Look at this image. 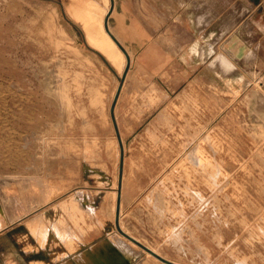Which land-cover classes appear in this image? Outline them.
<instances>
[{
    "label": "rangeland",
    "instance_id": "374dc122",
    "mask_svg": "<svg viewBox=\"0 0 264 264\" xmlns=\"http://www.w3.org/2000/svg\"><path fill=\"white\" fill-rule=\"evenodd\" d=\"M114 5L0 0V264H76L90 242L104 264H167L150 248L184 264H264L257 36L241 49L232 35L208 62L151 75L115 39ZM8 176L42 178L48 198L12 221L2 188L21 187Z\"/></svg>",
    "mask_w": 264,
    "mask_h": 264
},
{
    "label": "crops",
    "instance_id": "0c3cea01",
    "mask_svg": "<svg viewBox=\"0 0 264 264\" xmlns=\"http://www.w3.org/2000/svg\"><path fill=\"white\" fill-rule=\"evenodd\" d=\"M111 19L113 33L129 52L132 62L151 75L162 74L175 64L186 68L202 58L208 62L215 54L217 44L233 39L232 35L239 36L241 49L250 47L246 35L257 36L255 48L248 50L252 53L250 58L255 56L259 61L260 51L264 52V0H115ZM169 36H175V46ZM196 42H200L202 55L192 52ZM260 66H264V60ZM108 238L121 248L127 246L122 237ZM131 242L137 244L134 240ZM88 245L84 252H79L80 259L75 260L76 264L107 262L108 258L99 255V245L94 242ZM69 247L74 253L75 248ZM65 253L64 257H67ZM55 256L59 257L60 253L56 252ZM33 264L48 263L35 260ZM59 264L66 263L61 261Z\"/></svg>",
    "mask_w": 264,
    "mask_h": 264
},
{
    "label": "bare ground",
    "instance_id": "6f19581e",
    "mask_svg": "<svg viewBox=\"0 0 264 264\" xmlns=\"http://www.w3.org/2000/svg\"><path fill=\"white\" fill-rule=\"evenodd\" d=\"M104 17V16H103ZM201 17V16H200ZM201 22V21H200ZM199 24V23H198ZM103 36V35H102ZM107 37V36H106ZM113 39V38H112ZM111 39V40H112ZM210 47V46H209ZM75 49V48H74ZM209 49V48H208ZM105 50V49H104ZM207 51H209V50H207ZM211 48H210V53H211ZM192 52L194 53V54H198V55H202V52H201V46H200V42H196L195 44H193V47H192ZM208 54H209V52H207ZM203 54H204V52H203ZM252 54V53H251ZM204 56V55H203ZM247 56H248V54H247ZM249 56H250V53H249ZM217 58L216 59H220L221 60V64H223V65H221V66H223V68H224V66H226L228 69L229 68H232L233 67V64L228 60V59H225L224 57H222V56H220L219 54H218V56H216ZM202 58V57H201ZM247 58V57H246ZM121 59V58H120ZM217 63H219V61L217 62ZM122 65H126V59L124 58V60L122 61ZM220 65V64H219ZM225 71V70H224ZM58 77V76H57ZM247 79V78H246ZM60 81V80H59ZM104 82V81H103ZM249 83V82H248ZM152 89V88H151ZM159 92V91H158ZM148 93V92H147ZM263 95H264V93H263ZM263 95H261V97L260 98H258L259 99V101H260V103H261V105H262V107H264V96ZM66 96V95H65ZM157 96H158V94H157ZM160 96H162V95H160ZM149 97V96H148ZM185 97V96H184ZM152 98V97H151ZM150 98V101L152 100ZM157 98V97H156ZM160 98V97H159ZM158 98V99H159ZM67 99V98H66ZM155 99V98H154ZM70 100V99H69ZM154 101V100H153ZM69 102V101H68ZM155 102H156V100H155ZM259 103V104H260ZM260 107V106H259ZM184 108V107H183ZM259 109V108H258ZM182 111V110H181ZM162 112V111H161ZM260 112V111H259ZM166 113V112H165ZM165 113H159L160 114V116H162L163 114H165ZM264 113V112H263ZM159 114H158V116H159ZM254 115V114H253ZM257 115V114H256ZM157 116V117H158ZM264 116V115H263ZM262 116V117H263ZM259 117V116H258ZM160 118V117H159ZM257 118V117H256ZM161 119V118H160ZM263 119H264V117H263ZM65 130V129H64ZM156 130V129H155ZM150 135V134H149ZM154 135H156V134H153V136ZM190 135V134H189ZM153 138V137H152ZM211 138V137H210ZM214 141H212V143H213ZM213 145V144H212ZM210 146V145H209ZM213 147H215L214 145H213ZM199 154H201V150L198 148V152H197V155L196 156H194V158H195V160L197 161V163L200 165V167L201 166H203L204 167V169L207 171V172H209V170H208V163H209V161H203V160H201V157H200V155ZM118 155V154H117ZM211 162V164L213 165V166H215V164H214V162H212V160L210 161ZM118 163V162H117ZM119 168V167H118ZM117 168V169H118ZM53 176V175H52ZM80 177V176H79ZM5 178V177H4ZM25 178H26V180H25ZM1 180H3V178L1 179ZM4 181H14V182H17L16 184H19L20 185V187H21V192L19 193H10L9 191H7L6 189H4V188H2V192H3V198H5L6 199V201L7 202H12V204L14 205V208L12 209V212H11V215H10V218L12 219V221L13 220H17V219H21V218H23V217H25L27 214H29L34 208H35V203L36 204H41V202H43L46 198H48V194L50 193V188H49V186L43 181V179L42 178H40V177H20V176H16V177H14L13 178V176H8V177H6L5 178V180ZM111 182V181H110ZM223 185V184H222ZM222 187V186H221ZM18 188H19V186H18ZM166 188V187H165ZM20 191V190H19ZM160 191V190H159ZM176 191V190H175ZM84 193V191L82 190V189H80V190H78V194H79V196L81 197H84V195L82 194V193ZM77 193V192H76ZM81 193V194H80ZM165 194V193H164ZM157 195V194H156ZM51 196V195H50ZM73 196V195H72ZM86 196V195H85ZM90 196V195H89ZM88 196V199L90 200V202H91V204H94V200H92L93 198H91V197H89ZM81 197V198H82ZM50 198H52V197H50ZM74 196L72 197V199L74 200ZM81 198H79V199H81ZM86 200V199H85ZM111 201V200H110ZM86 202V201H85ZM46 203V202H45ZM69 203H71V202H69ZM167 203V202H166ZM64 204V203H63ZM74 204H75V201H74ZM169 204V203H168ZM175 205V204H174ZM180 205H182V204H180ZM38 206V205H37ZM92 207V206H91ZM109 207V206H108ZM43 212V211H42ZM99 213V218H100V221L102 222V223H106L105 222V220H104V218H102V216H101V213L100 212H98ZM107 213H108V211H107ZM35 218V217H34ZM33 218V219H34ZM43 218V217H42ZM45 219V218H44ZM4 220H1V222H0V225H4V222H3ZM40 221V220H39ZM41 222V221H40ZM54 222V221H53ZM39 223V222H38ZM38 223H37V225H38ZM56 223V222H55ZM99 223V222H98ZM53 224V223H52ZM59 224V223H58ZM33 225H34V223H33ZM40 225V224H39ZM60 225V224H59ZM112 225V224H111ZM48 226V225H47ZM53 226V225H52ZM55 226V228L54 229H56V225H54ZM33 227V226H32ZM44 227V226H43ZM51 227V226H50ZM65 227V226H64ZM112 227V226H111ZM39 228V227H38ZM66 228V227H65ZM34 229V228H33ZM47 229H48V227H47ZM59 229V228H58ZM36 230H37V228H36ZM39 230V229H38ZM70 230V229H69ZM173 230V229H172ZM48 231V230H47ZM64 231V230H63ZM67 231V230H66ZM175 231V230H174ZM177 231V230H176ZM172 232V231H171ZM39 233V232H38ZM37 233V234H38ZM44 233V232H43ZM174 234H176V232L174 233ZM45 236V235H44ZM67 236V235H66ZM42 237V236H41ZM40 237V238H41ZM50 237H52L51 235H50ZM57 237V236H56ZM78 238V237H77ZM132 238H134V237H132ZM136 238V237H135ZM38 239V238H37ZM42 239V238H41ZM50 239V238H49ZM48 239V240H49ZM79 239V238H78ZM112 240V239H111ZM181 240V239H180ZM42 241H43V239H42ZM50 241V240H49ZM177 241H179V240H177ZM132 243V242H131ZM68 244V243H67ZM48 245V244H47ZM92 250V249H91ZM154 251H152L151 250V248H150V251L153 253V254H155L156 252H157V254H159V255H162V256H164L159 250H156V249H153ZM105 252V251H104ZM149 252V251H148ZM47 253V252H46ZM65 253V252H64ZM66 254V253H65ZM151 254V253H150ZM96 255V254H95ZM157 256V255H156ZM84 257V256H83ZM102 257V256H101ZM165 258H169L168 256H164ZM55 258H56V256H55ZM80 259V258H79ZM170 259V258H169ZM168 259V260H169ZM171 260V259H170ZM88 261V260H87ZM172 261V260H171ZM69 262V261H68ZM165 262V261H164ZM173 262H175L176 264H184L182 261H179V260H175L174 259V261ZM167 263V262H166ZM167 264H169V263H167ZM206 264H207V262H206Z\"/></svg>",
    "mask_w": 264,
    "mask_h": 264
},
{
    "label": "water",
    "instance_id": "95a60500",
    "mask_svg": "<svg viewBox=\"0 0 264 264\" xmlns=\"http://www.w3.org/2000/svg\"><path fill=\"white\" fill-rule=\"evenodd\" d=\"M106 23H107V20H106ZM111 32V31H110ZM111 34H113L112 32H111ZM117 41H118V43H119V40L117 39V38H115ZM126 53H127V55H128V61L130 62L131 61V58H130V55H129V53L126 51ZM121 87H123V84H121L120 85V88ZM155 255H157V256H159V254H157V253H155ZM160 258H161V260H163V261H165V262H167V263H169V264H176L175 262H173V261H171V260H168V259H166V258H164V257H162V256H159Z\"/></svg>",
    "mask_w": 264,
    "mask_h": 264
}]
</instances>
